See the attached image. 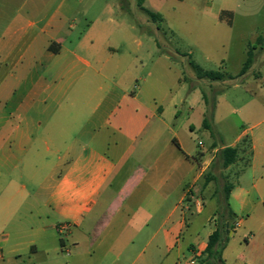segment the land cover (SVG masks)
<instances>
[{
    "label": "crops",
    "instance_id": "obj_1",
    "mask_svg": "<svg viewBox=\"0 0 264 264\" xmlns=\"http://www.w3.org/2000/svg\"><path fill=\"white\" fill-rule=\"evenodd\" d=\"M73 14L60 8L42 27L45 18L23 16L0 26V69L11 66L0 85V224L15 240H27L9 254L15 261L26 256L22 264H57L62 252L68 264H194L216 220L206 241L199 233L185 246L181 241L191 236L193 211L201 216L207 197L217 199L203 177L228 146L190 153L174 129L180 111L167 117L173 90L160 98L138 85L143 42L131 34L135 55L122 56L123 42L106 32L94 41L92 24L74 44ZM252 79L264 84L262 72ZM246 89L253 92L250 84ZM249 113L264 117V104H251ZM263 123L254 121L230 146L251 142L238 160L251 152L250 164L229 200L231 235L249 226L248 264H264Z\"/></svg>",
    "mask_w": 264,
    "mask_h": 264
},
{
    "label": "rangeland",
    "instance_id": "obj_2",
    "mask_svg": "<svg viewBox=\"0 0 264 264\" xmlns=\"http://www.w3.org/2000/svg\"><path fill=\"white\" fill-rule=\"evenodd\" d=\"M144 6L161 14L163 20L153 22L137 7V0H0V26L3 28L8 20L15 18L18 23L19 16H23L26 22L45 18L40 23L42 27L58 9H70L74 14L68 24L74 23L76 30L69 40L77 43L94 24L92 39L99 41L103 32H106L104 35L113 34V38L123 42L119 53L125 57L135 55V44L130 37L131 34L136 35L143 42L140 55L144 63L138 85L155 92L160 98L168 90H173L176 108L171 102L167 117L172 120L175 112L180 111L174 121V129L193 155L203 148L207 149V153L211 152L214 143L217 147H230L243 131L250 129L254 121H264L263 116L253 118L249 113L251 104H264V84L252 79L260 76L261 72L264 74V0H147ZM35 9L41 12L31 13ZM39 13L41 15H37ZM220 15L222 20L219 19ZM132 26L136 30H132ZM260 38L262 41H259ZM252 47L255 48V63L250 74L242 79L239 74ZM80 54L92 61L91 55L84 49ZM191 62L204 70L227 73L234 78L219 82L200 80ZM1 65L0 85L11 69L9 64ZM79 67L86 69L81 63ZM149 73H152L151 77ZM241 80H246V83L243 84ZM247 84H250L252 93L246 89ZM203 95L207 98L206 102ZM188 104L192 106L191 110ZM203 110H207L206 116H210L211 130L203 127L206 117L202 114ZM199 142L204 143V147H200ZM247 155L230 170H223L220 161H215L206 171L204 181L216 175L218 182H211L214 190L224 181H220V174L224 175L226 181L234 183L246 165ZM23 180L30 190L34 188L27 179ZM206 204L201 216L193 211L195 222L191 226V236L188 232L183 236L182 246L197 237V233L206 241L207 234L215 227L216 216L211 222L207 218L214 206L217 208V199L211 201L207 197ZM8 233L6 224H0V264H22L27 260L26 256L15 261L9 252L17 243L27 240H15ZM249 236L248 224L229 234L224 251L226 264H248ZM185 253L186 261L191 254L187 250ZM60 257L57 264H68L65 252ZM165 257L161 240L160 259ZM202 257H197L194 264H201Z\"/></svg>",
    "mask_w": 264,
    "mask_h": 264
},
{
    "label": "trees",
    "instance_id": "obj_3",
    "mask_svg": "<svg viewBox=\"0 0 264 264\" xmlns=\"http://www.w3.org/2000/svg\"><path fill=\"white\" fill-rule=\"evenodd\" d=\"M182 1V0H181ZM146 0H137V7L145 13L153 22L162 21L163 17L161 14L155 13L147 9L144 4ZM259 41H262L260 38ZM254 47H252L247 52V58L244 62V65L241 69L239 76L246 75L253 67L255 63V53ZM191 66L196 73L198 79L209 80L212 82L224 81L225 79H233L234 77L227 73L214 72L204 70L202 67L197 65L194 62H191ZM203 98L206 102L207 98L203 95ZM203 127L205 129L211 130L210 116H206L203 121ZM214 145H216L214 143ZM242 148L251 149V142L246 137L241 141V144L236 147H225L218 153V160L223 170L229 169L231 166L235 165L240 159L242 153H245ZM252 153L250 152L246 158V167L250 164ZM224 180V181H223ZM212 181L218 182V177L216 175H211L206 178V183H211ZM220 181H223L220 184L219 188L216 190L217 196V210H216V230L209 237L207 247L203 252V257L201 259V264H226L223 253L227 247L229 241V234L232 231V222L235 221V214L230 206V195L233 189V184L226 181L224 175L220 176ZM229 225V226H227Z\"/></svg>",
    "mask_w": 264,
    "mask_h": 264
},
{
    "label": "built area",
    "instance_id": "obj_4",
    "mask_svg": "<svg viewBox=\"0 0 264 264\" xmlns=\"http://www.w3.org/2000/svg\"><path fill=\"white\" fill-rule=\"evenodd\" d=\"M199 145H200V146H203V143L200 142ZM62 230L64 231V230H65V227H63Z\"/></svg>",
    "mask_w": 264,
    "mask_h": 264
},
{
    "label": "water",
    "instance_id": "obj_5",
    "mask_svg": "<svg viewBox=\"0 0 264 264\" xmlns=\"http://www.w3.org/2000/svg\"><path fill=\"white\" fill-rule=\"evenodd\" d=\"M227 226H229V225H227Z\"/></svg>",
    "mask_w": 264,
    "mask_h": 264
}]
</instances>
